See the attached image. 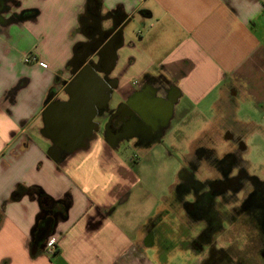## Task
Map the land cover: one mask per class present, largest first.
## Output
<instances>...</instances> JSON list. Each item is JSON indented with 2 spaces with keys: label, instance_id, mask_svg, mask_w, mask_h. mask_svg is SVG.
Returning a JSON list of instances; mask_svg holds the SVG:
<instances>
[{
  "label": "crops",
  "instance_id": "1",
  "mask_svg": "<svg viewBox=\"0 0 264 264\" xmlns=\"http://www.w3.org/2000/svg\"><path fill=\"white\" fill-rule=\"evenodd\" d=\"M98 3L99 14L119 11L130 19L112 68L105 73L107 62L100 63L99 75L111 87L100 122L121 103L138 114L156 103L150 112L167 136L173 123L192 110L200 114L208 100L209 123L219 133L226 120L237 119L232 104L238 100L264 108V0ZM90 5L92 0H0V264H130L133 251L135 258L145 256L140 264H153L144 251L154 247L143 238L162 202L155 200L150 211L138 206L134 218L121 208L140 182L121 153L124 143L110 144L96 132L87 146L60 150L55 160L43 131L44 109L69 98L65 88L74 75L76 46L88 36L83 16ZM28 53L38 61L24 63ZM149 78L145 91L151 95L137 92V83ZM238 124L254 130L250 118ZM156 143L135 145L150 149ZM19 185L36 189L11 198ZM40 193L59 210L53 224L41 225L46 234L37 236L38 222L49 214ZM49 237L59 250L54 256L45 245ZM152 258L158 260L155 251Z\"/></svg>",
  "mask_w": 264,
  "mask_h": 264
},
{
  "label": "flooded vegetation",
  "instance_id": "2",
  "mask_svg": "<svg viewBox=\"0 0 264 264\" xmlns=\"http://www.w3.org/2000/svg\"><path fill=\"white\" fill-rule=\"evenodd\" d=\"M92 1L83 16L88 36L76 46L79 51L73 59L93 51L87 62L100 67L101 53L98 55L99 49L92 47L96 19L113 15L99 14L98 0ZM28 14L22 11L23 16ZM115 15L121 13L117 11ZM151 81L149 78L137 83L136 91L150 96L151 91L145 90ZM123 104L110 111L103 122L97 119L96 132H101L110 144L133 140L135 144L148 145L165 136L150 112L156 103L139 114L131 109L128 112ZM162 111L166 112L165 107ZM130 134L137 137L131 138ZM244 135V129L229 119L219 134H205L193 142L197 144L191 149L190 171L181 172L182 185L188 190L178 196L175 204H162L145 225L143 241L154 247L160 264H166V256L176 248L193 254L198 264H264V167H253L246 156ZM133 155L136 159L137 155ZM45 204L49 212L47 224L51 225L59 206L51 201Z\"/></svg>",
  "mask_w": 264,
  "mask_h": 264
},
{
  "label": "rangeland",
  "instance_id": "3",
  "mask_svg": "<svg viewBox=\"0 0 264 264\" xmlns=\"http://www.w3.org/2000/svg\"><path fill=\"white\" fill-rule=\"evenodd\" d=\"M135 35V31H134ZM235 111L233 112L237 119L236 122L241 124L243 119H252L254 130L244 129L246 144L248 151L246 156L252 162L253 167H264V108L261 104H253L248 101H237L232 104ZM200 114L197 110H192L191 114L185 119L178 120L170 127L167 136L161 140L157 137L158 143L152 145L150 149H142L135 143H124L121 153L126 159L128 165L135 170L140 182L132 189V193L128 197L127 202L122 204L121 208H127L130 214L137 213L138 206L141 210L150 211L151 203L155 200L162 204H175L178 196L187 191V186L182 185L183 176L181 172L188 173L190 171L191 149L197 144L193 143L199 137L205 134H217L218 129L209 123L210 106L209 101H205L200 107ZM98 116L95 118L97 121ZM99 120V119H98ZM221 131V130H220ZM219 134V133H218ZM203 139V138H200ZM146 145H144L145 147ZM142 149V150H141ZM133 154L137 158H133ZM140 162V163H139ZM138 163V164H137ZM136 165V166H135ZM186 183V182H185ZM191 188V185H190ZM153 201V202H152ZM127 212V210H126ZM128 213V212H127ZM133 251L131 254L130 264H140L141 259L145 256L135 258ZM144 253L149 257L153 264H160L158 260H154V250L146 248ZM191 257V258H189ZM196 257L183 249H174L166 256V264H198ZM203 264H206L204 262Z\"/></svg>",
  "mask_w": 264,
  "mask_h": 264
},
{
  "label": "water",
  "instance_id": "4",
  "mask_svg": "<svg viewBox=\"0 0 264 264\" xmlns=\"http://www.w3.org/2000/svg\"><path fill=\"white\" fill-rule=\"evenodd\" d=\"M106 19L111 20L106 25L103 19H96V37L92 43L94 50L99 49L98 55L101 53L102 59L98 62H107L105 73L112 68L116 50L122 44L124 30L130 22L129 18L125 20L124 15H113ZM92 53L90 51L73 59L74 75L65 88L69 90L68 100L51 103L43 111V131L52 140L51 151L55 160L60 150L69 151L77 146H87L88 139L94 137L99 125L95 118L100 115L99 112L107 109L111 87L99 75L102 72L100 67L93 61L87 62V57Z\"/></svg>",
  "mask_w": 264,
  "mask_h": 264
},
{
  "label": "trees",
  "instance_id": "5",
  "mask_svg": "<svg viewBox=\"0 0 264 264\" xmlns=\"http://www.w3.org/2000/svg\"><path fill=\"white\" fill-rule=\"evenodd\" d=\"M36 188L35 187H25V186H22V185H19L13 192H12V195H11V198H18L20 197L21 195L27 193V192H30V191H33L35 190ZM40 201L43 203L45 201H50L49 197L43 193H40ZM42 224H47V218L43 221H39L38 224H37V227H36V232L37 233V236L38 235H44L46 234V232L42 233L41 231L43 230H40L41 228V225ZM36 236V234H35ZM38 248H34L32 243L30 245V254L31 256H35L37 253H38ZM59 252V250L57 249V246L55 247L54 251H53V256L56 255L57 253Z\"/></svg>",
  "mask_w": 264,
  "mask_h": 264
},
{
  "label": "built area",
  "instance_id": "6",
  "mask_svg": "<svg viewBox=\"0 0 264 264\" xmlns=\"http://www.w3.org/2000/svg\"><path fill=\"white\" fill-rule=\"evenodd\" d=\"M38 61V57L35 53H28L23 57L24 63H36ZM46 247L49 249V252L53 254V251L56 247V240L53 237H49L45 243Z\"/></svg>",
  "mask_w": 264,
  "mask_h": 264
}]
</instances>
